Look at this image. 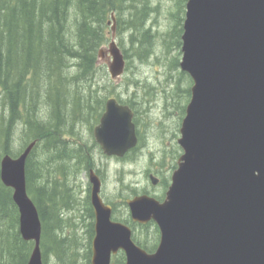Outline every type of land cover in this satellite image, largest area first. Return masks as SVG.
Instances as JSON below:
<instances>
[{
  "label": "water",
  "instance_id": "water-1",
  "mask_svg": "<svg viewBox=\"0 0 264 264\" xmlns=\"http://www.w3.org/2000/svg\"><path fill=\"white\" fill-rule=\"evenodd\" d=\"M112 20L115 30L114 13ZM181 38L179 65L193 81L178 138L183 153L163 200L148 193L126 200L135 223L158 225L159 244L145 250L130 225L113 219L92 168L91 264H116L119 251L124 264H264V0H187ZM99 56L119 82L126 58L114 34ZM134 115L108 97L93 129L105 155L124 157L137 146ZM35 145L16 157L5 154L0 177L13 189L23 239L35 243L27 264H44L42 221L26 176Z\"/></svg>",
  "mask_w": 264,
  "mask_h": 264
},
{
  "label": "trees",
  "instance_id": "trees-1",
  "mask_svg": "<svg viewBox=\"0 0 264 264\" xmlns=\"http://www.w3.org/2000/svg\"><path fill=\"white\" fill-rule=\"evenodd\" d=\"M150 1L0 0V159L7 153L16 156L13 142L18 129L21 128L24 147L36 141L27 159L26 175L28 192L42 220L44 264H52L50 253L57 259L55 264H79L75 238L61 234L64 219L59 210L72 209L77 202L72 177L94 168L91 150L99 145L93 136L91 144L85 141L82 128L88 126L93 135L106 100L114 95L134 109L138 132L139 111L135 110L132 100H124L114 90L115 81L109 77L99 50L108 41L110 14L116 12L120 19L119 31H130V46L119 44L126 59L132 50L134 55L146 60L154 52L156 36L153 28L144 23L148 12L153 11ZM186 3L187 0H178V10L172 12L175 23L164 40L167 48L173 46L181 51ZM125 12L130 18H123ZM179 55L181 52L170 60L171 68L179 66ZM179 74L192 82L186 72L179 71ZM184 90L190 97L191 87ZM181 108L185 114L186 106ZM138 135L139 144L125 157L140 148L143 138L139 132ZM169 184L165 181L166 187ZM138 193L137 189L133 190L134 195ZM110 203L114 213L117 212L114 202ZM124 205L127 206L126 200ZM85 212L90 237L85 258L86 264H91L95 216L90 187ZM121 221L133 228L137 244L149 252L156 249L160 230L154 221L134 223L129 213ZM33 248L34 241L25 240L21 235L13 189L0 178V264H27ZM125 259L124 252L114 256L117 264L124 263Z\"/></svg>",
  "mask_w": 264,
  "mask_h": 264
},
{
  "label": "rangeland",
  "instance_id": "rangeland-1",
  "mask_svg": "<svg viewBox=\"0 0 264 264\" xmlns=\"http://www.w3.org/2000/svg\"><path fill=\"white\" fill-rule=\"evenodd\" d=\"M177 2L178 0L150 1L153 11L148 12L149 15L144 19V23L156 32V36L153 38L154 52L146 60H142L134 55L132 50L129 51L130 56L126 59L129 66L126 65L121 80L114 82L116 93L124 100H132L135 110L139 111L138 132L143 138L140 148L132 156L123 158L105 155L100 146L91 150L95 163L94 168L96 171L99 170L98 174L103 181L102 196L106 201L114 202L117 212L115 211L113 215L117 216L118 220L127 217L128 213L130 214L124 201L126 197L134 195V189L138 190V194L148 190L149 194L155 197L160 196L161 198H158L160 200L164 199L168 189L165 186V181L171 183L172 173L177 168L178 158L183 153L178 143L181 123L185 116L181 107L186 106L190 100V97L184 93V89L188 86L191 87L192 82L179 74V71H182L180 66L170 67V60L178 52H181L180 49L175 47L173 49V46L167 48L164 43V40L168 39L167 33L175 23L172 12L178 10ZM114 13L115 30L112 29L114 23L110 14L108 41L104 47L108 46L114 34L118 44L122 42L123 46L128 48L130 46V31H119L120 19H118L117 13ZM122 16L130 18L128 12L123 13ZM181 56L182 52L179 55V61ZM103 63L105 62L103 61ZM109 77L111 78L110 74ZM82 133L84 140H88L91 144L94 136L91 135L88 126L85 125L82 128ZM24 145L20 128L16 131L13 142L16 156L20 154ZM173 165L176 168L172 167ZM151 174L159 178V182L155 185L151 181ZM71 183L76 190L77 202L72 209L62 208L59 210L60 216L64 219L61 234L70 237V239L75 238L78 244L77 251L79 250L80 253L79 258L77 260L75 258V260L79 264H86L85 253L89 250L90 237L88 233L89 219L85 215V198L90 183L89 173L79 172L75 177H72ZM56 229L59 231V228ZM49 258L52 264L57 261L52 253Z\"/></svg>",
  "mask_w": 264,
  "mask_h": 264
}]
</instances>
